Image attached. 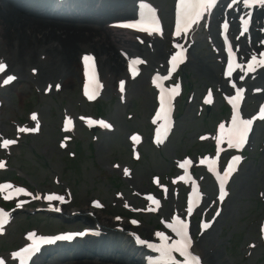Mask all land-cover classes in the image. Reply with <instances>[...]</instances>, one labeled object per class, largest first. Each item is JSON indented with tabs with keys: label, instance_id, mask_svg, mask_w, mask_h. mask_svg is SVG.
Wrapping results in <instances>:
<instances>
[{
	"label": "rangeland",
	"instance_id": "obj_1",
	"mask_svg": "<svg viewBox=\"0 0 264 264\" xmlns=\"http://www.w3.org/2000/svg\"><path fill=\"white\" fill-rule=\"evenodd\" d=\"M155 1L161 8H165L168 0ZM76 51L75 59L77 60L79 52L77 51L76 54ZM215 60L216 57L210 52L204 39H200L191 49L189 61L181 71L186 92L178 102L180 114L175 132L161 152L150 151L145 144L141 147L142 157L134 167L130 180L127 181L121 180L119 172L112 170L110 165L115 159L128 161L127 151L122 142L124 137L121 134L132 128L145 130V116L153 105L152 93L145 79L140 78L135 82L140 87L138 91L130 92L126 105L122 106L116 102L109 107L107 116L113 120L116 126L115 132L107 137H100L92 147L87 146L88 141L82 140L76 145L75 157L69 160L71 166L65 172L63 179L67 181L73 191V207L88 206L90 198L95 196L107 204L108 209L102 210L106 217L111 218L112 215L123 213L118 208V204L111 206V202L115 201L112 192L116 185L123 188L124 193L129 191V186L139 191L148 190L150 173L167 171L170 167V160L175 155L180 156L185 150H189L201 132H205L206 136L212 135L217 126V120L222 117L223 108L219 102L215 103L211 108L210 117H207L206 110H203L205 101L202 94L206 86L213 85L215 89V83L219 80V71ZM76 86V83L73 82L67 88L66 107L72 105L73 100L76 99ZM189 90L191 102H186L185 98ZM26 94L27 92L25 96ZM21 102L22 99L18 98L12 107ZM60 102V100L55 103L50 101V104L41 109L45 123L42 135L40 134L37 140H33L27 148H22L20 155L22 157L18 159L39 181L43 177L44 171H47V167L49 170L59 173L67 162L64 159V154L57 148L58 135L54 128V122H52L53 118L48 114L49 106L58 105ZM126 111L135 112V116L127 123L124 122ZM56 118L57 116L54 120ZM263 140L264 123H261L258 124L251 139L245 163L231 180L228 198L224 202L221 216L211 230L196 238L195 248L207 264H264V233L258 228L259 225L264 228ZM73 146L70 148L74 149ZM207 148L208 146L205 144H197L193 146L190 153L193 154V151L197 149L206 150ZM106 177H108L107 185L104 184ZM205 189L207 193L210 192L207 183H205ZM130 199L131 203L137 201L135 197H130ZM173 205L175 207L182 206V200H174ZM167 210L169 212L170 206L165 205L162 212L165 213ZM34 220L43 225L51 224L50 220L41 216H37ZM150 220V218L145 219L144 223L148 227H155L156 221L149 222ZM139 230L148 235L151 232L149 228L142 231L141 227ZM250 242H252L251 248L248 245ZM254 245L256 246L254 247Z\"/></svg>",
	"mask_w": 264,
	"mask_h": 264
},
{
	"label": "bare ground",
	"instance_id": "obj_2",
	"mask_svg": "<svg viewBox=\"0 0 264 264\" xmlns=\"http://www.w3.org/2000/svg\"><path fill=\"white\" fill-rule=\"evenodd\" d=\"M3 1L0 2V34L3 41L2 44L5 48L8 47L9 49L11 44V39L9 38L14 36L16 39H19L17 56L14 59L15 65H23L30 61L31 56L25 54L32 53V51L42 47L50 58V61L43 65H38L39 68H42L41 73L45 76H49V72L56 69L62 71L66 69L71 72L70 69L74 67V73L77 72V65L74 60L75 47L89 49V51L97 55L102 74H109V77L123 73L122 60L126 57L127 53L133 54L139 50L133 38V33L108 28L105 25L107 22L105 21V17L108 12H111V10L114 13L120 12L121 1H112L114 4L110 7H105L102 1L97 3L99 7L94 6L92 3L86 5L84 7L93 10L91 15L84 14L85 21L82 20V22L73 25H58L55 22L46 21L37 16L31 17L30 15L21 13L18 7H11V2L7 0ZM131 11V7L125 5L120 13L125 15L131 13ZM52 37L56 39H51ZM153 51L151 62L153 65L159 67L162 57L167 51L166 43L155 42ZM14 63H11V65L14 66ZM29 63L36 64L33 61ZM206 73L208 72L206 71ZM72 77L73 73L68 76L69 82L73 81ZM263 80L264 76H260L257 79L259 82ZM139 86L135 85L133 89L137 90ZM222 86L223 84L220 83L219 87ZM73 211L71 210L70 213ZM82 212H84V215L86 213L91 216L94 222H98L103 227L109 224L99 211L83 208ZM119 225H122V222ZM99 249L103 250L101 246ZM115 255L118 256L117 253ZM118 261H113V263L128 264L130 262V260L125 261L122 258ZM132 263L133 261L129 264ZM76 264H105V262L84 260L78 261Z\"/></svg>",
	"mask_w": 264,
	"mask_h": 264
},
{
	"label": "snow or ice",
	"instance_id": "obj_3",
	"mask_svg": "<svg viewBox=\"0 0 264 264\" xmlns=\"http://www.w3.org/2000/svg\"><path fill=\"white\" fill-rule=\"evenodd\" d=\"M215 3L216 0H178L177 9H176V35H180L181 32H184L186 34L187 30L190 29L192 25L198 23L203 13L208 9H210ZM244 5L246 7L259 5L260 7L264 8V0H244ZM154 12L155 10L152 9L150 5L141 2L139 4V19L134 22L123 23L120 26L128 27V28H139L141 31L159 32L160 31L158 27L159 21L155 17ZM140 25H148L150 27L141 28ZM225 28H227V24H225ZM176 47L180 48L181 46L176 45ZM260 55L262 59L259 60V64L264 65V53H261ZM183 56H184L183 50L177 51L174 55L171 56L170 63L173 64V67H175V63L177 62V60ZM83 59L87 64V62L92 60L93 58L91 56L85 55ZM256 59L257 58L255 56L252 57L253 61H256ZM134 62L139 63V61H134ZM5 68L6 65L3 62H0V72H3ZM248 69L254 70L253 64L251 62L248 65ZM232 70H233V65L231 62H229L227 74L230 75ZM130 71H132L131 66H130ZM169 71H171V69ZM13 79H14L13 76H8L4 81V83L7 84ZM156 79H165V77L157 76ZM123 85L124 82L121 81L122 90H123ZM178 87L179 85H176L174 88L169 90V92L175 93ZM161 93L162 94L160 96V110L156 113V119L160 118L161 113H165L166 115V107H165L166 101H165V94L163 87H161ZM239 99H240L239 92L237 93L236 97L229 99V102L232 103V107H233L231 125L227 130H225V125L221 124L219 126L220 135L217 137L218 144L226 138L228 146L236 147L237 149H239L246 142L247 135L250 131L251 125L253 124L254 120H256L257 118L264 120V106L260 107L258 116H254L251 119H243L239 111L237 110V104L235 102L236 100ZM206 102L210 103L211 101L209 100ZM32 119L33 120L36 119L35 114H33ZM153 122L155 123V120ZM99 123L104 127H110L109 125L105 124L104 121H99ZM19 131L22 132L36 131V129L22 128L19 129ZM157 136H159V130H157ZM133 139L135 140L136 137H133ZM2 143H3V147L7 148L10 144L15 143V141L5 139L3 140ZM240 159L241 157L239 156H234L232 158V161L229 162L227 168L224 171L223 177H221L219 173H216L217 179L220 183L219 199L221 201L224 199L226 195L225 180L229 177V174L233 169V164L236 161H239ZM185 163H187V161ZM2 167H4V162L0 161V168ZM125 171L127 172V170ZM5 189L9 190V194L5 196V199L11 198L12 190H14L16 193H23L26 195H30L29 193H25V190L23 188L13 189V186L11 184H0V192H3ZM194 191H196L195 188ZM46 198L49 201L63 200V197L53 196V195H49ZM149 199L151 200L152 197H149ZM96 206H100V205L97 203ZM192 211H193L192 201L190 200L189 206L187 208V212L192 213ZM218 214L219 213H217V215ZM8 219H10V214L5 212L4 209L0 208V233L3 232L4 224ZM132 223H136V221L133 220ZM207 226H208L207 224L202 225V227H207ZM167 227L171 229L173 233H175L177 239L173 240L172 243H168L169 237L166 236L163 232H157L155 233V235L160 239L161 243L159 245L157 244L147 245L149 248H152L154 251L160 253V259L156 261L155 264H200L199 256L195 254L192 250V241L188 231V227H189L188 224L179 218L173 217V223H169ZM77 235H83V233H78ZM28 238L30 240H33L34 242L30 246L23 248L21 251L12 253L14 258L15 257L21 258V264H25L26 258L31 256L32 253L39 250L38 245L35 242L36 240L35 234H30ZM72 238H73V234H67V235L57 236L54 238L40 237L39 240L41 243H51L54 240H68ZM138 242L146 243V241H141L139 239ZM177 254L182 259H177ZM0 264H4V261L2 259H0Z\"/></svg>",
	"mask_w": 264,
	"mask_h": 264
}]
</instances>
